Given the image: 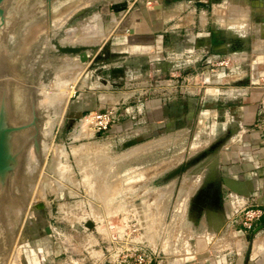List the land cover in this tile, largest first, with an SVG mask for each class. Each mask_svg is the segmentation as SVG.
<instances>
[{
  "label": "rangeland",
  "instance_id": "1",
  "mask_svg": "<svg viewBox=\"0 0 264 264\" xmlns=\"http://www.w3.org/2000/svg\"><path fill=\"white\" fill-rule=\"evenodd\" d=\"M156 4L162 7L155 8ZM175 4L177 11H185V4L175 0L3 2L0 135L6 130L14 168L8 176H0L4 177L0 185V264H108L106 248L118 234L125 245L141 243L156 251L153 264L243 263L237 258L245 259L251 240L249 234L240 237L235 233V229H243L232 219L233 212L242 207H233L239 196L225 190L223 208L195 209V198L205 186L221 184L210 176H216L221 166L222 142L210 134L206 124L186 126L177 121L171 130L145 135L114 127L95 133L82 118L93 110L121 104L126 97L139 99L154 83L148 79V70H153L155 58L165 62L156 79L182 80L191 73L182 61L177 73L168 67L166 47L171 46L175 33L183 34L186 28L174 27L178 19L170 18L169 7ZM184 13L180 14L181 23L186 21ZM130 26L134 33L129 32ZM35 27L40 30L33 34ZM55 41L99 43L101 48L90 62H81L78 55L55 52ZM22 44L27 50L18 54L15 48ZM11 54H15V61ZM133 60H143L145 66L128 65ZM23 85L28 89L29 108L22 105L20 97H12L13 90ZM1 88L6 90L4 94ZM129 91L131 97L125 96ZM38 101L42 105H37ZM1 107L7 112H1ZM46 119L55 124L48 148L42 151ZM36 130L38 151L34 148ZM214 144H218L216 149L205 153ZM29 148L35 156V168L30 182L21 184ZM190 185L195 191L181 209L182 189L191 190ZM8 198L18 204L13 226H8ZM226 211L232 212L229 219ZM89 221L94 223L92 228L87 226ZM45 225H50V234Z\"/></svg>",
  "mask_w": 264,
  "mask_h": 264
},
{
  "label": "crops",
  "instance_id": "2",
  "mask_svg": "<svg viewBox=\"0 0 264 264\" xmlns=\"http://www.w3.org/2000/svg\"><path fill=\"white\" fill-rule=\"evenodd\" d=\"M175 1L186 8L169 7H174L170 18L180 21L174 27L186 28L183 34L175 33L166 47L168 67L177 73L182 61L190 67L188 72L199 73L186 80L156 79L165 62L155 58L153 70H148V79L154 82L151 88L136 101L125 98L119 106L120 120L113 127L145 135L171 130L177 121L186 126L206 124L211 135L225 138L214 178L227 194L239 196L233 207L247 203L264 208V0ZM181 12H185L184 23ZM222 58L229 65L210 71L208 62ZM129 63L145 66L146 62ZM130 95L129 91L125 96ZM226 212L229 219L231 214ZM235 233L249 234L251 240L245 259L237 260L264 264V215L249 232L239 228Z\"/></svg>",
  "mask_w": 264,
  "mask_h": 264
},
{
  "label": "built area",
  "instance_id": "3",
  "mask_svg": "<svg viewBox=\"0 0 264 264\" xmlns=\"http://www.w3.org/2000/svg\"><path fill=\"white\" fill-rule=\"evenodd\" d=\"M150 4L151 1H148ZM210 71L215 70L218 66L229 65L228 59L210 60ZM199 71L187 74L184 80L196 76ZM120 104H112L105 106L102 111L93 110L84 117L86 121L93 127L95 133H103L108 131L120 120ZM81 118V119H82ZM242 207L235 214L233 212V223L241 225L244 231L252 230L256 222L264 215V208L252 204L243 203ZM236 211V210H235ZM111 246L106 248L108 252V264H153L157 261L158 254L154 250H149L141 243L125 245L121 234L117 235L116 240H111Z\"/></svg>",
  "mask_w": 264,
  "mask_h": 264
},
{
  "label": "bare ground",
  "instance_id": "4",
  "mask_svg": "<svg viewBox=\"0 0 264 264\" xmlns=\"http://www.w3.org/2000/svg\"><path fill=\"white\" fill-rule=\"evenodd\" d=\"M80 3V2H79ZM78 6V5H77ZM78 8V7H77ZM68 10V9H67ZM71 10H72V8H71ZM76 10V9H75ZM73 11V10H72ZM65 12V11H64ZM63 18V17H62ZM101 26V25H100ZM129 28H132V27H129ZM128 28V29H129ZM28 29H29V27H28ZM133 29V28H132ZM30 30H31V28H30ZM29 30V31H30ZM34 30H36L35 32H34ZM40 30V29H39ZM39 30H37V28L35 27L33 30H31V33H33V34H35L37 31H39ZM28 32V31H27ZM26 38V37H25ZM24 38V39H25ZM24 39H23V41H24ZM31 39V38H30ZM26 41L28 42V40H27V38H26ZM89 41V40H88ZM27 42H25V44L27 43ZM28 46H23V44L22 45H20V46H17L15 49V51L16 52H18V54H24L25 52H26V48H27ZM15 54H17V53H15ZM15 54H11L10 56L12 57L13 56V59L14 58H16V56H15ZM6 59L8 60V56L6 57ZM6 61V60H5ZM14 61H15V59H14ZM8 62V61H7ZM8 78V77H7ZM3 80V79H2ZM8 81H10V80H8ZM14 81H16V79L14 80ZM6 82V81H5ZM5 82H3V84H5ZM0 83H1V81H0ZM18 83V82H17ZM10 83H8V85H9ZM16 84V83H15ZM8 85H7V87L6 88H8ZM17 85V84H16ZM43 87H41L40 89H39V91L42 89ZM2 89V88H1ZM3 90V89H2ZM1 90V91H2ZM5 90V89H4ZM4 90H3V92H2V94H4ZM8 90V89H7ZM6 91V90H5ZM28 89H27V86H19V89L18 88H16V91L15 90H13V95H12V97H20V99H21V101H22V105L23 104H25L26 105V107H28V103H26L27 102V100H26V98H27V96H28ZM5 94H7V93H5ZM10 94V93H9ZM9 96V95H8ZM7 97V96H6ZM9 99V98H8ZM8 101L6 100V103H7ZM29 102V101H28ZM6 103H4V104H6ZM3 105V104H2ZM37 105H42V102H40V101H38V103H37ZM3 107V106H2ZM1 107V112H5L6 111V109L5 110H3V108ZM7 108V107H6ZM29 108V107H28ZM7 112V111H6ZM56 121V120H55ZM54 122V120L53 119H46L45 121H44V123H43V125H42V134H43V141H42V151L43 150H46L47 148H48V138L50 137L49 135H50V130L53 128V126H54V124L55 123H53ZM157 142H159V141H157ZM156 142V143H157ZM164 142V141H163ZM155 143V144H156ZM161 143V142H160ZM35 148V147H34ZM55 148V147H54ZM140 149V148H139ZM34 150V149H33ZM134 151V150H133ZM132 151V152H133ZM137 151V150H136ZM137 153H139V152H137ZM129 154H131V153H129ZM128 154V155H129ZM136 154V153H135ZM55 155V154H54ZM57 155V154H56ZM58 156H59V154H58ZM54 157V156H53ZM129 157V156H128ZM24 160H25V163H26V166H27V168H26V177H24V174L22 173V177H20L19 178V182H21V184L23 183V184H25L26 182H30V180L32 179V177H33V174H32V172H33V169L35 168L34 166H35V156H34V154H33V152H32V149L31 148H29L28 150H27V152L25 153V156H24ZM55 159H59V158H55ZM58 162H59V160H58ZM58 162H57V164H58ZM34 163V164H33ZM63 163V162H62ZM33 164V165H32ZM61 164V163H60ZM62 165V164H61ZM55 167H56V165H55ZM58 167V166H57ZM56 167V168H57ZM55 168V169H56ZM63 169V168H62ZM62 169L61 170H59V171H62ZM197 169V168H196ZM58 170V169H57ZM56 170V171H57ZM63 171H65V170H63ZM200 171V170H199ZM57 173H59V172H57ZM193 173V172H192ZM32 174V175H31ZM62 174V173H61ZM60 174V175H61ZM188 175V174H187ZM186 175V178H188V176ZM1 176V175H0ZM5 176V175H4ZM7 176V175H6ZM5 176V177H6ZM58 176V175H57ZM45 177V176H44ZM2 178H4V177H0V185L2 184V182H3V179ZM5 180H6V178H5ZM50 181V180H49ZM185 182V181H184ZM187 182V181H186ZM4 184V183H3ZM29 185V184H28ZM47 185H48V183H47ZM199 185V184H198ZM22 186V185H21ZM3 187V186H2ZM22 187H24V186H22ZM31 187V186H30ZM43 187L44 186H41V188H40V190L39 191H41L42 189H43ZM190 187H191V190L190 189H186L185 187L182 189V195H180L181 196V198H179V200L180 201H178L179 203H178V206H180L181 207V209H183V207L181 206V205H184L185 206V204H186V202H188L187 201V199H189V197H190V194H191V192L193 191V188H192V186L190 185ZM24 188H26V186L24 187ZM45 189V188H44ZM55 189H56V187H55ZM22 190V189H21ZM24 190V189H23ZM54 190V189H53ZM26 191V190H25ZM195 191V190H194ZM193 191V192H194ZM10 193H12V192H10ZM26 193V192H25ZM24 193V194H25ZM181 193V192H180ZM39 194V193H38ZM192 194H194V193H192ZM9 195V194H8ZM7 195V196H8ZM37 195V194H36ZM10 196V195H9ZM13 196V195H12ZM11 196V197H12ZM192 196V195H191ZM0 199H1V197H0ZM14 199H15V197H14ZM8 200H10V201H8V203L5 205L6 206V209H7V219H8V223H9V225L8 226H10V225H12L13 226V223L12 222H15L16 221V219H14L15 221H12V219H13V217H15V211L16 210H18L17 209V205L18 204H16L17 202V200L15 201V200H13V198H12V200H11V198H8ZM19 203V202H18ZM177 206V207H178ZM2 207V206H1ZM20 207L21 206H19V209H20ZM2 209V208H1ZM185 209V208H184ZM19 211V210H18ZM181 211V210H180ZM17 213H19V212H17ZM183 212H181V214H182ZM17 216H20L19 214L17 215ZM2 217V216H1ZM4 217V216H3ZM17 218V217H16ZM83 218V217H82ZM7 224V223H6ZM5 226V225H4ZM46 226V225H45ZM12 228V227H11Z\"/></svg>",
  "mask_w": 264,
  "mask_h": 264
},
{
  "label": "water",
  "instance_id": "5",
  "mask_svg": "<svg viewBox=\"0 0 264 264\" xmlns=\"http://www.w3.org/2000/svg\"><path fill=\"white\" fill-rule=\"evenodd\" d=\"M5 0H0V19L1 21H4V9L2 8V4ZM155 8H161L162 4H156L154 6ZM129 32L130 33H134V29L129 28ZM55 52L58 53H65V54H71V55H78V58L81 62H90L97 54V51L101 48V45H99V43H81V44H62L58 41H55ZM30 104H32V113L33 116L35 117V104L36 102L34 101V97H32V99H30ZM98 110L102 111L103 108H99ZM5 131H2L1 135H0V175L1 176H8V174L11 173V171L14 168V156H12V154L10 153L9 150V144L7 143V138H6V134ZM38 130H36V133L34 134V147L36 149V151H38L39 147H38V141H37V136H38ZM221 140V142L224 141V138L219 139ZM218 146V144H214L212 147L208 148L205 153H210L212 151H214V148L216 149V147ZM197 160L196 159H192L188 162L185 163V167H189L191 164L195 163ZM210 178H214V175H211ZM204 181V180H203ZM207 181V180H206ZM203 185V182L200 186ZM87 226L89 228H92L94 226V223L92 221L87 222ZM45 231L50 234L51 232V228L50 225H46L45 226Z\"/></svg>",
  "mask_w": 264,
  "mask_h": 264
},
{
  "label": "flooded vegetation",
  "instance_id": "6",
  "mask_svg": "<svg viewBox=\"0 0 264 264\" xmlns=\"http://www.w3.org/2000/svg\"><path fill=\"white\" fill-rule=\"evenodd\" d=\"M222 191H225V190L221 188L220 183L214 182V183L208 184L207 186L203 188V190L200 191L198 196H196L195 202H194L196 206L195 209L199 208V206L200 207L206 206L207 208L211 210H219L220 208H223L222 201H221Z\"/></svg>",
  "mask_w": 264,
  "mask_h": 264
}]
</instances>
